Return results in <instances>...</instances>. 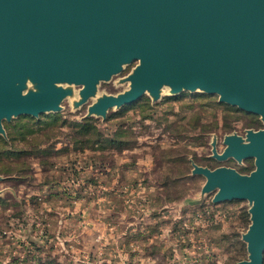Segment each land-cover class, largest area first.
<instances>
[{"label":"rangeland","instance_id":"obj_1","mask_svg":"<svg viewBox=\"0 0 264 264\" xmlns=\"http://www.w3.org/2000/svg\"><path fill=\"white\" fill-rule=\"evenodd\" d=\"M137 60L82 84L59 109L2 121L0 264H235L248 259V199L213 201L193 164L247 174L253 157L218 160L228 134L264 128L257 113L200 89L89 107L129 88ZM27 81L24 91L36 90ZM264 264V251H263Z\"/></svg>","mask_w":264,"mask_h":264},{"label":"water","instance_id":"obj_2","mask_svg":"<svg viewBox=\"0 0 264 264\" xmlns=\"http://www.w3.org/2000/svg\"><path fill=\"white\" fill-rule=\"evenodd\" d=\"M132 60L129 88L103 96L91 112L104 115L146 91L157 98L168 85L217 93L264 121V0H0V132L4 119L58 110V83L82 84L86 100ZM27 81L37 89L24 91ZM224 143L215 158L253 157L255 167L244 174L193 164L192 172L205 176L203 191L217 188L213 201L251 202L249 256L235 264H263L264 128Z\"/></svg>","mask_w":264,"mask_h":264},{"label":"trees","instance_id":"obj_3","mask_svg":"<svg viewBox=\"0 0 264 264\" xmlns=\"http://www.w3.org/2000/svg\"><path fill=\"white\" fill-rule=\"evenodd\" d=\"M0 140L3 141V143H6V141L0 136Z\"/></svg>","mask_w":264,"mask_h":264}]
</instances>
